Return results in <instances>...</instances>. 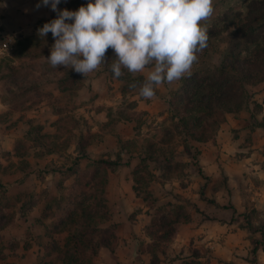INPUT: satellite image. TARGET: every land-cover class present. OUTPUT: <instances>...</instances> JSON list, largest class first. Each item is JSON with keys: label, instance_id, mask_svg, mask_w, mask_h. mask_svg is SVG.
<instances>
[{"label": "rangeland", "instance_id": "obj_1", "mask_svg": "<svg viewBox=\"0 0 264 264\" xmlns=\"http://www.w3.org/2000/svg\"><path fill=\"white\" fill-rule=\"evenodd\" d=\"M89 2L69 0L61 2L58 9L76 11ZM244 6L245 0H214L215 11L204 22L213 48L198 55V62L193 64L191 73L212 70L229 51L235 50L236 45L243 48L242 40L234 31L239 24L236 13L243 12ZM225 16L227 18L223 20ZM56 18L55 12L53 19ZM14 37L12 51L0 62L8 59L24 70L32 65L30 72L36 77L39 87L35 94L28 95L26 104H14L17 108L14 110L1 102L4 94L0 80V204L7 205L9 208L4 211L12 213L14 217L12 224L0 231V264H60L62 251L52 250L47 254L43 248L46 245L51 248L53 241L58 245L64 243L65 231L57 234L53 229L63 220L66 212L73 211L79 196L89 193L85 186L90 182L93 162L102 157L114 159L117 154L121 155L122 164L109 173L106 190L112 221L102 227L117 224L120 242L114 253L100 249L93 264H146L149 257L140 250L149 244L144 229L154 211L174 204L181 206L182 213L189 215L190 219L195 216V219L205 220L202 217L206 216L197 213L193 207L194 200H201V195L215 202L214 205L206 203L218 210L221 220H224L226 209L231 220L236 222L235 226H245L243 215H251L252 228L263 225V219L257 212L251 214L253 206L245 197L237 202L244 205L245 210L237 213L233 205V190L229 188L230 182H227L228 178L223 172L218 180H211V177L203 174L199 176V156L191 160L194 152L188 149L189 144L182 140H169L172 127L166 98L170 91L179 87L181 79L158 86L151 100L140 97L138 90L123 99L119 93L122 83L106 76L99 68L85 77L81 74L83 88L75 97H66L59 95L57 85L47 80L49 76H41L37 68L50 56L54 44L52 34L39 37L36 32L30 36L43 43L44 47L39 53L41 58L35 61L14 57L21 48L18 43L28 36ZM143 74L147 76V71ZM260 92L261 86L247 87V97L254 114L260 112L254 98ZM249 112L239 114L245 113L249 117ZM31 119L34 125L42 127L41 134L48 136L44 151L27 138V121ZM224 123L214 130L209 141L215 140ZM260 123L264 124V118ZM80 133L91 142L86 149L87 158L81 159L77 166L74 161L77 155L73 149L75 138ZM117 136L125 147L122 148L117 142ZM162 141L166 144L162 145ZM190 144L196 148L202 147ZM15 147L19 149L20 157L14 155ZM48 149L52 150V154L46 153ZM149 149L153 150L152 157H156L157 161L145 160ZM162 155L170 159V169H177L168 179L164 178L166 170L160 163ZM135 171L137 173L133 174ZM246 234L249 242L252 238H260L248 230ZM173 241L167 246L165 264H180V259L189 257L191 250L198 252L201 261L206 264H233L212 256L210 250L199 243L190 242L188 246L179 247ZM14 247L16 249L12 254ZM27 247L28 251L25 250ZM250 250L245 259L250 264H262L264 255L257 252L253 257ZM262 257L263 260L260 259Z\"/></svg>", "mask_w": 264, "mask_h": 264}, {"label": "trees", "instance_id": "obj_2", "mask_svg": "<svg viewBox=\"0 0 264 264\" xmlns=\"http://www.w3.org/2000/svg\"><path fill=\"white\" fill-rule=\"evenodd\" d=\"M236 15L239 24L234 34L242 40L243 48L236 45L235 50L229 51L218 66L212 70L185 75L181 78L179 87L170 91L166 98L172 127L169 140H182L189 144L188 149L194 152L191 160L200 155V149L192 146L190 142L197 145L207 143L212 138L214 130L225 122L226 115H237L242 111H249L247 87L263 85L264 89V0H245L244 11L236 13ZM225 18L227 16L223 20ZM18 46L21 48L14 57L19 60H39L41 58L39 53L44 48L43 43L30 37L23 38ZM212 48V42L208 40V46L197 55L205 54ZM113 59H115L114 51L108 49L105 57L106 63H111ZM30 66L32 67V65ZM31 67L24 70L20 65L14 66L13 61L8 59L0 62V80L4 94V97H1V102L9 109L16 110L14 104L17 102H20L21 105L26 104L28 95L38 91V81L30 72ZM37 68L40 70L41 76H49L47 80L57 85L59 95L73 98L83 87L81 74L72 69L53 68L47 61L38 64ZM101 68L114 77L110 70V64L102 65ZM122 71L124 75L115 79L122 83L120 94L124 99L127 95L138 90V88H130V84L139 85L145 77L139 74L132 75L126 69H122ZM26 108L28 109L27 106ZM32 120L27 121V138L35 146L43 148L44 151L45 140L48 136L41 134L42 127L34 125ZM252 127H264V124L256 121ZM90 142L91 140L89 141L82 133L75 138L77 156L74 161L77 166L81 159L87 158L86 149L90 146ZM117 142L122 148L125 147L124 142L118 136ZM164 144L166 142L162 141V145ZM184 149L186 150L187 147L185 146ZM152 152L153 150L149 149L145 160H158L156 157H152ZM46 153L52 154V150L48 149ZM14 155L21 156L17 147L14 148ZM162 158L160 163L166 170L164 178L168 179L177 169H170L172 168L169 165L170 159L163 155ZM93 164L90 182L85 186L89 193L80 195L73 211L66 212L63 220L53 229L57 234L65 231L64 243L58 245L53 241L51 248H48L47 245L43 248L47 254L52 250L62 251L60 264H93L100 249H106L113 253L120 241L117 224L102 226L112 221V215L107 205L106 190L109 173L115 171L122 164L121 155L117 154L114 159L102 157L95 160ZM136 173V171L133 172V174ZM198 174L202 176L199 170ZM204 198L202 195L200 196L202 201L215 204L214 201ZM193 207L197 213H201L195 205ZM8 208L7 205L0 204V231L13 222V214L4 211ZM181 209H183L181 206L167 204L154 211L149 224L144 229L149 244L140 250L142 254L149 257L146 264H165L164 261L168 256L167 246L176 238L178 226L191 221L190 216L182 213ZM255 213V209H251V214ZM243 218L245 226H241V228L247 229L250 234L260 236L259 239H250L252 247L250 254L254 257L260 247L264 249L263 225L252 228L251 215H243ZM15 249L16 247L13 248L12 254ZM180 262V264H206L201 261L199 253L193 250L189 257L180 259Z\"/></svg>", "mask_w": 264, "mask_h": 264}, {"label": "clouds", "instance_id": "obj_3", "mask_svg": "<svg viewBox=\"0 0 264 264\" xmlns=\"http://www.w3.org/2000/svg\"><path fill=\"white\" fill-rule=\"evenodd\" d=\"M60 2L42 0L57 13L37 30L39 37L51 33L54 39L46 59L49 65L84 77L105 64H110L114 78L124 75L122 69L132 75L147 71L141 84L129 86L138 88L145 100L155 97L158 86L191 74L197 54L208 46L204 22L215 11L214 0H90L76 11L59 10ZM6 41L0 50L7 52L14 37ZM108 49L115 54L111 63L105 60Z\"/></svg>", "mask_w": 264, "mask_h": 264}, {"label": "crops", "instance_id": "obj_4", "mask_svg": "<svg viewBox=\"0 0 264 264\" xmlns=\"http://www.w3.org/2000/svg\"><path fill=\"white\" fill-rule=\"evenodd\" d=\"M68 1L61 0L62 3ZM37 4H41L38 9ZM0 5H6V7L0 6V33L13 35L32 36L37 32V26L44 24H41L42 20L45 23L53 20L55 13L50 5L43 6L42 0H0ZM102 72L115 79L103 69ZM139 75L146 78L143 73ZM258 86H261V92L255 94L254 98L257 99L256 104L260 106V112L254 114L250 104L249 117L245 113L237 115L238 117L232 114L226 115V121L219 129L215 140L198 146H202L199 148L202 174L211 177V180H218L220 173L223 172L228 178L227 182H230L229 188L233 190L235 201L233 205L237 213L245 210V206L237 202L242 197L247 198L262 217L264 230V127H252L255 119L260 122L264 118V89L263 85ZM233 133H236V137ZM73 152L76 154L75 144ZM194 203L202 213L199 214L207 218L203 216L205 220L195 219L194 216L189 223L178 226V233L173 243L179 247L188 246L190 242L199 243L208 248L212 256L225 263L250 264L245 259L251 248L247 230L235 226L236 222H233L231 215L226 213L229 210L224 209V220H221L218 210L210 204L199 199L194 200ZM239 219L242 220V217ZM257 252L264 255V249L261 247ZM260 259L263 260V257Z\"/></svg>", "mask_w": 264, "mask_h": 264}, {"label": "built area", "instance_id": "obj_5", "mask_svg": "<svg viewBox=\"0 0 264 264\" xmlns=\"http://www.w3.org/2000/svg\"><path fill=\"white\" fill-rule=\"evenodd\" d=\"M9 36L14 37V35L10 33H0V47H3V45L7 42L6 38ZM14 44H15V37L13 43H8L7 52L5 50H0V59L9 55V53L13 49Z\"/></svg>", "mask_w": 264, "mask_h": 264}]
</instances>
